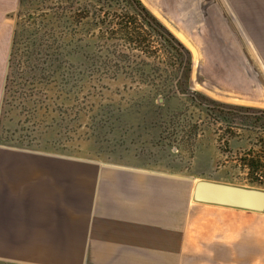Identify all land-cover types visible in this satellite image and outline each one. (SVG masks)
<instances>
[{
    "label": "crops",
    "instance_id": "crops-1",
    "mask_svg": "<svg viewBox=\"0 0 264 264\" xmlns=\"http://www.w3.org/2000/svg\"><path fill=\"white\" fill-rule=\"evenodd\" d=\"M18 6L0 0V100ZM192 182L1 146L0 264H264L257 213L195 203Z\"/></svg>",
    "mask_w": 264,
    "mask_h": 264
},
{
    "label": "rangeland",
    "instance_id": "rangeland-1",
    "mask_svg": "<svg viewBox=\"0 0 264 264\" xmlns=\"http://www.w3.org/2000/svg\"><path fill=\"white\" fill-rule=\"evenodd\" d=\"M77 1L46 0L45 5L41 4L38 8L33 5L30 9L26 8L23 13H15L12 17L13 27L15 28L17 23L25 26L28 19L32 18L33 9H37L34 13L35 17L49 13L51 9L54 13L56 9L71 12L75 7L74 4L78 5ZM226 2L264 70V0H226ZM78 3L81 7L84 6L82 0ZM57 34L64 38L65 34L62 32L58 31ZM86 38H90V35ZM97 46L98 49L109 48L110 52L118 57L117 60L106 61L110 70L101 68L104 74L116 70L130 73L142 59L152 67L157 77L164 78L172 73L173 61L162 44L156 40H152L151 48L141 54L142 56L137 55L136 51L130 52L134 46H127L124 41L116 39L106 38ZM130 55L137 56L134 62H128ZM130 82L131 80H126L111 87L104 83L102 86L109 88V91L103 90V95L97 92L85 93L75 104L70 101L59 105L58 102L55 103L56 96L51 95L49 97L52 101L46 102L47 107L44 106L47 110L35 112L34 107H29L18 96L25 94L26 97L30 93L33 99L37 100L45 95L42 87L34 85L29 91L27 87L19 91L17 81L13 84L15 86L6 100L4 132L1 140L3 144L0 143V147L20 146L23 148L18 149L72 158V163L102 162L127 165L185 179L194 177L195 180L250 187L247 180L248 171L242 166L241 159L246 157L250 150L258 151L260 141L264 143L263 123L257 124L250 119L237 125L227 124L217 120L215 116L204 114L184 100L185 95L178 89L177 81L171 88V94L176 93L178 100L173 106V113L166 118L167 120L164 119L159 123V132L142 131L137 135L133 134L132 138L122 135L116 140L110 129L106 128L101 130V135H98L99 131L95 129L97 126L91 125V121L97 118L93 116L94 110L107 103L118 102L115 101L116 99H119L122 106L125 105L137 86L136 83L130 84ZM2 104L1 99L0 109ZM157 104L162 105L163 102ZM235 106L239 107L236 111L243 114L253 109L256 112L258 109L250 106ZM256 114L258 115L257 112ZM82 116H85L87 121L81 120ZM158 119H161L160 114ZM50 149L63 151L65 154L47 151ZM260 189L264 190V188ZM250 217L253 228L264 227V214H252ZM247 222L249 223V220Z\"/></svg>",
    "mask_w": 264,
    "mask_h": 264
},
{
    "label": "trees",
    "instance_id": "trees-1",
    "mask_svg": "<svg viewBox=\"0 0 264 264\" xmlns=\"http://www.w3.org/2000/svg\"><path fill=\"white\" fill-rule=\"evenodd\" d=\"M78 1V5L74 4L73 12L56 9L54 13L51 9L49 13L35 17L34 13L37 9H33L32 18L28 19L25 26L16 24L8 58L3 104L0 109V143L4 132L6 100L15 86L13 84L17 81L19 91H23L26 87L29 91L34 85L42 87L45 95L37 100H34L30 93L26 97L25 94L18 96L37 112V110H47L44 106L46 102L52 101L49 97L51 95L56 96L55 103L58 102L59 105L70 101L75 104L85 93L97 92L103 95V90L109 91V88L102 86L104 83L111 87L131 80L130 84L136 83L137 86L125 105L122 106L119 99H116L115 101L118 102L107 103L103 107L96 108L93 113L97 118L91 121V125L97 126L95 128L99 131L97 134L101 135V130L108 128L116 140L122 135L132 138L133 134L137 135L142 131L159 132V123L173 113V106L178 100L176 93L171 94V88L176 81L178 89L185 95L184 100L202 113L234 125L252 119L254 123H263L262 128H264L262 109H256L258 115L253 111L254 109L243 114L236 111L239 107L235 105L226 106L200 93L196 95L201 103L186 95V89L189 87L191 55L177 41L176 43L172 41V35L139 0H82L83 7ZM45 3L46 0H33V2L19 0L17 13H23L26 8L30 9L33 5L38 8ZM58 31L65 34L64 38L58 36ZM89 35L90 38H86ZM106 38L124 41L127 46H134L130 52L136 51L139 56L151 48L152 40L158 41L173 61L172 73L164 78L157 77L152 67L143 59L130 73L119 70L109 74L102 73L101 68L110 70L106 61L118 59L109 48L98 49V43L105 41ZM185 55L187 61L182 73ZM136 58L137 56L130 55L128 62H134ZM181 73L182 78L178 81ZM159 98H163L162 105L157 104ZM206 104H215L227 109L212 108ZM81 120L87 121L85 116H82ZM47 151L65 154L55 149ZM245 156L241 159V163L248 171V185L253 188H264L263 141H260L258 151L250 150Z\"/></svg>",
    "mask_w": 264,
    "mask_h": 264
},
{
    "label": "water",
    "instance_id": "water-1",
    "mask_svg": "<svg viewBox=\"0 0 264 264\" xmlns=\"http://www.w3.org/2000/svg\"><path fill=\"white\" fill-rule=\"evenodd\" d=\"M139 1L172 35V41L190 53L187 96L201 103L196 95L200 93L213 101L264 110V70L226 0ZM191 180L195 203L264 213L263 189Z\"/></svg>",
    "mask_w": 264,
    "mask_h": 264
}]
</instances>
